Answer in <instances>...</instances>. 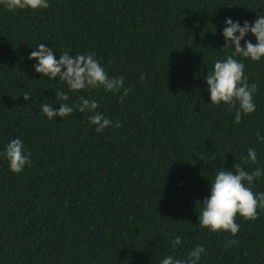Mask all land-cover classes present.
I'll list each match as a JSON object with an SVG mask.
<instances>
[{
    "label": "trees",
    "instance_id": "obj_1",
    "mask_svg": "<svg viewBox=\"0 0 264 264\" xmlns=\"http://www.w3.org/2000/svg\"><path fill=\"white\" fill-rule=\"evenodd\" d=\"M48 3L16 11L0 4V264H160L168 255L187 259L197 245L206 249L199 264H264V210L254 221L237 215L232 236L202 229L196 204L210 196L217 171L264 168L256 135L264 137V58L234 57L258 85L256 110L239 124L228 106L211 104L204 79L234 52L222 35L225 19L252 23L264 0ZM245 39L256 43L251 33ZM40 43L56 59L94 52L109 76L125 77L124 102L103 88L69 91L35 72L28 57ZM80 96L121 127L97 133L91 113L78 110L42 115V104L58 110ZM17 137L31 153L19 174L2 155ZM249 148L256 163L242 159ZM252 190L264 192V176ZM229 239L239 244L226 249Z\"/></svg>",
    "mask_w": 264,
    "mask_h": 264
},
{
    "label": "clouds",
    "instance_id": "obj_2",
    "mask_svg": "<svg viewBox=\"0 0 264 264\" xmlns=\"http://www.w3.org/2000/svg\"><path fill=\"white\" fill-rule=\"evenodd\" d=\"M0 4L9 11L49 7L48 0H0ZM225 25L222 31L226 40L225 45L231 44L234 52L224 60L215 61L214 69L204 79L210 92L211 104L219 106L223 103L228 106L229 112L235 111L234 120L239 124L242 115H251L256 110L254 94L258 91V85L248 82V77L244 74V63L234 57L239 56L256 62L264 58V15H259L252 23L245 20L243 25L240 21H233L228 17L225 19ZM249 33L255 37V44L245 39ZM28 59L37 61L33 65L35 72L49 79L58 78L72 92L103 88L105 92L119 94V102L123 103L130 91L125 86V77L109 76L101 63L95 59L94 52L71 56L68 51H64L63 54H59V59H56L53 49L40 43L31 51ZM140 79L143 81L145 76L141 74ZM22 95L25 101L31 99L30 93L25 92ZM55 96L60 101L69 100L68 92L58 91L55 92ZM41 107L42 115L49 120L69 116L76 110L81 113H91L88 120L95 126L97 133L103 132L109 126L121 127L119 121L114 123L97 111L99 104L95 99H87L84 96H80L79 101L74 105L60 103L58 110H54L51 104H42ZM256 135L258 139L264 141V137L259 133ZM2 155L9 162V168L13 173L19 174L26 165L31 166V153L26 154L25 145L19 137L6 145ZM242 159L256 163V150L249 148L247 158ZM233 168L235 171L226 168L217 171L214 180L211 181L210 196L205 197L202 202H196L201 205L198 221L202 229L215 233L227 232L236 236L240 230V225L236 222L237 215L246 221H254L258 218V209L264 210V192L255 193L252 190L254 181L264 176V168H256L251 172L245 171L239 165H233ZM172 243L173 247L181 244V238L177 236ZM238 244V240L229 239L225 243V248ZM202 253L206 254V249L197 245L188 253L187 259H176L168 255L160 261V264H199Z\"/></svg>",
    "mask_w": 264,
    "mask_h": 264
}]
</instances>
